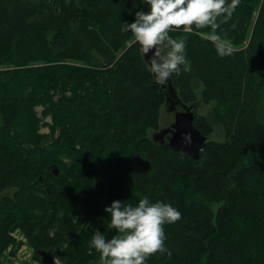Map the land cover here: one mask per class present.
<instances>
[{"label":"trees","instance_id":"trees-1","mask_svg":"<svg viewBox=\"0 0 264 264\" xmlns=\"http://www.w3.org/2000/svg\"><path fill=\"white\" fill-rule=\"evenodd\" d=\"M142 7L0 0V262L21 243L18 229L35 258L94 264L93 234H117L105 207L147 197L181 219L164 225L170 254L146 264H264V0H241L217 29L231 56L201 37L210 29L170 33L185 41L190 70L163 85L122 31ZM171 95L176 105H210L193 110L207 136L196 160L170 148L169 135L147 133L160 129ZM37 105L56 137L38 132ZM216 127L222 138H209Z\"/></svg>","mask_w":264,"mask_h":264},{"label":"clouds","instance_id":"clouds-1","mask_svg":"<svg viewBox=\"0 0 264 264\" xmlns=\"http://www.w3.org/2000/svg\"><path fill=\"white\" fill-rule=\"evenodd\" d=\"M148 11H137L132 23L125 22L122 31H130L144 54L154 52L149 71L157 84H166L173 75L190 70L185 55V41L170 33L182 30L210 29L200 35L213 43L220 57L231 56V41L217 34L221 23H227L241 0H140ZM220 18H223L222 20ZM167 49L165 52L164 50ZM110 225L117 234L107 238L97 230L91 246L99 253L100 264H146L157 253L170 254L165 246L164 225L181 219V213L168 203L141 198L135 206L114 200L105 207Z\"/></svg>","mask_w":264,"mask_h":264},{"label":"rangeland","instance_id":"rangeland-1","mask_svg":"<svg viewBox=\"0 0 264 264\" xmlns=\"http://www.w3.org/2000/svg\"><path fill=\"white\" fill-rule=\"evenodd\" d=\"M149 9V6L147 4H143V7L141 8V10L143 11H147ZM165 52L167 51V49L164 50ZM153 56H151L150 58H152ZM13 68V67H12ZM172 105V102H167L162 108H161V117H160V123H159V128L160 130H148L147 133L149 136H151L152 138L156 135H159V132L166 129V128H170L171 124L174 121V111L175 110H183L185 106H181V105H176L175 103L174 105V109H170ZM210 105H205L203 103H198L196 106L191 107L192 110L196 109L198 112L201 113H205L208 109H209ZM43 111V107L41 105H37L35 106V112L37 113V116L39 117H43L40 128L38 129L39 133L45 134V135H51L56 137L59 133V130L56 128L54 129V131L52 132L51 126L53 125V118L52 115L49 112L44 113L45 116H43L42 114ZM264 111V110H263ZM209 138L212 139H221L222 138V134L219 128L216 127V130L214 131L213 134H211L209 136ZM166 139L165 137L162 139L164 140ZM156 140L159 141V138H157ZM65 159V158H64ZM57 169V168H56ZM12 189L8 190L7 192H11ZM210 205L213 207V209L216 207V205H218V203L215 202H210ZM12 238L15 239V243L18 244V241H20L21 243L19 244L18 248L15 250V254H11L10 252L12 251V247L13 245H9L4 252V256L1 258V262L0 264H44L41 260V254H37L38 258H35L33 256V251L31 248L28 247V245L25 242V238L23 237V235L19 232L18 229L14 230L11 233ZM55 264H61V262L55 258ZM94 264H100L99 258H98V262H95Z\"/></svg>","mask_w":264,"mask_h":264},{"label":"water","instance_id":"water-1","mask_svg":"<svg viewBox=\"0 0 264 264\" xmlns=\"http://www.w3.org/2000/svg\"><path fill=\"white\" fill-rule=\"evenodd\" d=\"M147 62L149 63L150 57L154 56V52L144 54ZM150 64V63H149ZM168 92H171V88L168 87ZM172 105L170 109H174V103L178 101L176 95H171ZM175 101V102H173ZM183 110L174 111V121L171 124L170 128L162 130L160 133L164 135L167 132H170L168 136V145L170 148L176 151L183 152L193 159L199 158V151L204 146V143L207 139L200 130H198L193 124L194 112L190 106L184 105ZM156 141V137L152 138ZM54 172L57 173V169H54ZM41 260L44 264H55L53 255L50 252H41Z\"/></svg>","mask_w":264,"mask_h":264},{"label":"flooded vegetation","instance_id":"flooded-vegetation-1","mask_svg":"<svg viewBox=\"0 0 264 264\" xmlns=\"http://www.w3.org/2000/svg\"><path fill=\"white\" fill-rule=\"evenodd\" d=\"M171 127V126H170ZM167 129V128H166ZM160 130V129H159ZM161 132V131H160ZM159 132V135H155L156 139L159 138V140H162L164 137L166 138L168 135H170V132L165 133L164 135H161ZM167 134V135H166Z\"/></svg>","mask_w":264,"mask_h":264}]
</instances>
